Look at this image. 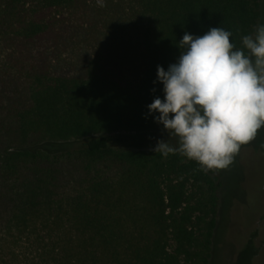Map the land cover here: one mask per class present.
<instances>
[{
    "label": "trees",
    "instance_id": "trees-1",
    "mask_svg": "<svg viewBox=\"0 0 264 264\" xmlns=\"http://www.w3.org/2000/svg\"><path fill=\"white\" fill-rule=\"evenodd\" d=\"M103 3L0 0V264H209L218 171L114 144L165 132L147 105L185 32L221 27L241 48L261 0Z\"/></svg>",
    "mask_w": 264,
    "mask_h": 264
},
{
    "label": "clouds",
    "instance_id": "clouds-1",
    "mask_svg": "<svg viewBox=\"0 0 264 264\" xmlns=\"http://www.w3.org/2000/svg\"><path fill=\"white\" fill-rule=\"evenodd\" d=\"M231 35L221 27L201 36L185 32L175 62L156 67L163 99L154 98L147 114L176 147L157 141L154 152L178 151L206 170H221L264 126V23L242 37L241 48Z\"/></svg>",
    "mask_w": 264,
    "mask_h": 264
},
{
    "label": "rangeland",
    "instance_id": "rangeland-1",
    "mask_svg": "<svg viewBox=\"0 0 264 264\" xmlns=\"http://www.w3.org/2000/svg\"><path fill=\"white\" fill-rule=\"evenodd\" d=\"M261 23H264V0H261ZM121 136L125 141L115 143L114 148L153 151L157 141H168L176 147V141L169 139L166 132ZM217 171L222 187L209 264H235L237 252L252 232L258 233V245L264 243V126L233 155L227 168ZM254 264H264V245Z\"/></svg>",
    "mask_w": 264,
    "mask_h": 264
}]
</instances>
